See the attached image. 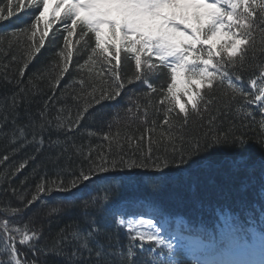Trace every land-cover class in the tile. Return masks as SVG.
<instances>
[{"label":"snow or ice","instance_id":"snow-or-ice-1","mask_svg":"<svg viewBox=\"0 0 264 264\" xmlns=\"http://www.w3.org/2000/svg\"><path fill=\"white\" fill-rule=\"evenodd\" d=\"M7 4V16L0 8V21L13 17V8L15 14L29 11L35 18L30 26L18 30L26 38L18 77L6 73L2 77L7 91L0 97V136L12 146L13 155L33 149L13 176L30 162L36 164L34 172L44 174L34 189L10 190L19 207L10 202L0 207L5 217L0 219V264H47L41 259L47 256L63 257L66 264H264V234L259 237V260L247 258L255 250V235L249 239L225 228L219 234L209 230L206 240L179 232L168 236L155 216L146 218L142 206L116 202L119 189L114 179L116 174L133 171L162 174L164 169L182 168L202 152L243 148L252 136L264 150V62L248 65L249 54L252 59L257 56V31L264 45V0H7ZM57 21L67 32L65 45L56 54L59 61L52 65L55 76H48L51 95L39 102L35 98L42 90L34 81L44 76L31 77L27 84L23 77L46 38H55L53 24ZM72 36L79 39L69 43ZM77 52L86 55L77 70L86 69L87 79L70 81L65 89L79 84V92L73 88L71 94L57 98ZM259 54L264 56V47ZM126 60L134 64L127 78L121 75ZM97 67L99 71L94 73ZM251 68L258 74L245 86L242 74ZM161 76H166V86L162 81L157 87L153 81ZM129 86L145 90L128 95L127 118L147 124L150 114L162 115L161 139L151 137L157 123L153 120V128L145 129L150 133L146 152L139 147L143 137H126L129 149L137 145L136 150L126 152L119 132L111 133V124L100 137L107 142L106 148L76 143L71 133L79 132L89 113L105 103L119 104ZM68 99L72 105L67 104ZM190 116L200 119L205 131L195 136L188 133ZM113 119H119V110ZM82 135L96 133L89 130ZM153 144L156 153L163 145L162 155H154ZM8 159L6 153L3 162ZM49 164L52 179L48 178ZM105 174H113V179ZM93 182H98L95 191L82 196L81 188ZM148 187L158 190L156 184ZM54 193L68 195L54 199ZM34 205L47 211L41 215L42 209L37 208L22 225L13 224L10 218L23 215ZM73 212L76 218L48 237L43 225L35 227L37 219L50 225ZM223 219L227 224L231 218ZM120 230L126 236L123 244L114 240ZM21 248L32 253L31 260Z\"/></svg>","mask_w":264,"mask_h":264},{"label":"trees","instance_id":"trees-1","mask_svg":"<svg viewBox=\"0 0 264 264\" xmlns=\"http://www.w3.org/2000/svg\"><path fill=\"white\" fill-rule=\"evenodd\" d=\"M15 3V0H14ZM0 8L4 9V15L7 16V0H0ZM13 17L0 21V97H2L7 89L3 86L2 77L6 73L9 77L15 79L18 77V68L22 66V50L26 47V38L18 30L30 26L35 18V14L25 11L21 14H15L13 8ZM43 30V24L40 25ZM56 29L55 38H46V44L39 56L32 62L23 77L25 84L29 78L43 75V80H35L34 83L42 90V94L36 96V100L42 102L47 99L50 82L49 74L53 77L55 72L52 65L59 61L56 55L64 48V37L67 32L59 25V21L53 24ZM51 34V29L49 30ZM79 39L78 36L69 37V43ZM94 45V39L89 41ZM81 47V51L83 46ZM264 45L260 43L259 31L256 33V49L257 56L252 59L251 53L248 58V65H256L264 62V56L259 54V50ZM16 57V61H12V57ZM86 55H81L77 52L73 57L70 65L71 72L65 79L62 80L59 91L56 93L57 98L61 95H68L73 92H79V84L70 85L65 89V85H69L70 81H78L81 77L87 79V70L83 72L77 70V65L83 64ZM7 66V68H6ZM247 67V65H246ZM99 71V68L93 69V72ZM134 71V64L131 61H124L121 68V75L127 78ZM258 74L254 68L243 72L245 86L247 81ZM167 83L166 76H161L154 80V84L158 87L161 82ZM181 84L178 83L177 86ZM145 89L136 87L133 89L129 86L127 94L123 95L120 103L115 102L105 103L103 107L97 106L92 110L86 119L83 120L79 132L71 133L75 137V142L88 143L91 146L100 145L101 148L107 147V142L102 141L103 133L109 131L111 124V133L119 132L118 139L124 145V150H136L137 145L133 144L129 149V141L126 137H135L139 139L143 137L142 144L139 146L146 152L150 133L145 129L153 128V120L157 121L155 131L151 132L153 141L161 139L162 131L159 121L163 120V116L149 115L148 123H143L139 118L129 120L124 109L128 108V95L134 92H141ZM220 95L219 92L216 93ZM68 105H72L71 99L67 101ZM37 105H33L35 110ZM119 110V119L114 120L113 116ZM255 111V109H253ZM71 111L75 114V106H72ZM67 116L68 113H65ZM255 119L259 121L260 114L257 112ZM202 121L195 116H190L189 124L186 131L192 136L198 132L202 133L205 129L201 128ZM166 127V126H164ZM91 130L96 133L95 136L88 137L82 135ZM61 139L64 137L61 136ZM256 137L248 141L243 148H222L218 147L208 152H202L200 156L194 157L193 162L182 168L164 169L163 173L133 171L123 175L116 174L115 182L118 186V195L116 202H122L132 207H143L147 212V217L155 216L157 219L167 221L168 232L166 235L171 236L172 233L179 232L181 235H196L201 239H207L209 230L216 231L219 234L220 230L227 228L230 232L236 234L251 233L264 234V150L255 142ZM156 145L153 144L154 155L163 154V145H160V152L156 153ZM101 148H97L100 151ZM31 147L26 148L15 155L12 154V146L3 136H0V207H5L11 203V206L19 207L18 201L11 194V189L15 188L18 191L34 189L35 184L39 182L40 177L44 174L42 170L34 172L36 164L29 163L26 168L13 176V172L27 157L32 154ZM8 154L10 159L3 162V157ZM40 159H43V154ZM38 159L36 163H39ZM236 164H242L243 167H237ZM106 178L113 179V174H105ZM48 178H53L51 164L48 165ZM71 179V177H65ZM25 181L24 184L21 182ZM96 183L93 182L88 188H81L80 193L86 197L89 192H94ZM158 185V190L152 191L148 185ZM8 190V191H6ZM76 190L74 189L73 192ZM68 194L54 193V199L65 197ZM51 206V205H50ZM41 208V215L47 211L46 207L34 205L26 212L12 219L13 224L22 225L29 217ZM77 214L73 212L71 216H64L59 221L54 220L50 225L47 220L37 219L35 227L40 228L43 225L45 237L49 233L56 232L59 227L68 223L70 219L76 218ZM230 217V221L226 224L223 217ZM4 215L0 213V219H4ZM110 217L107 221L109 222ZM179 221L177 228L174 223ZM123 244L126 242L125 232L120 230L114 240ZM44 241H41V245ZM22 252L28 253V259H32V253L27 248H21ZM67 251H71L68 249ZM185 255H188L185 253ZM46 259L47 264H66L65 258L57 256L41 257Z\"/></svg>","mask_w":264,"mask_h":264},{"label":"rangeland","instance_id":"rangeland-1","mask_svg":"<svg viewBox=\"0 0 264 264\" xmlns=\"http://www.w3.org/2000/svg\"><path fill=\"white\" fill-rule=\"evenodd\" d=\"M178 88L179 87H182V85L180 86H177ZM150 218V217H148ZM158 222L162 223L164 225V232H168L169 228H167V221L163 220V219H158ZM174 227L177 228V226L179 225V221H176L174 224ZM172 235L173 234H176L177 232L175 233H172L170 232ZM181 235V234H180ZM253 235H255L256 237V240H257V243H256V247H255V250L253 252V254L249 255L247 258L248 259H253V260H259L261 257H260V249H259V237L260 235L262 234H259V233H251L250 235H248V238L251 239L253 237ZM185 237H197L196 235H184Z\"/></svg>","mask_w":264,"mask_h":264}]
</instances>
